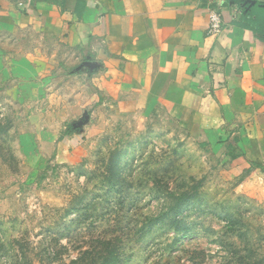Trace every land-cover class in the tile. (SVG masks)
I'll list each match as a JSON object with an SVG mask.
<instances>
[{"label":"rangeland","instance_id":"1","mask_svg":"<svg viewBox=\"0 0 264 264\" xmlns=\"http://www.w3.org/2000/svg\"><path fill=\"white\" fill-rule=\"evenodd\" d=\"M1 50L0 264H264V162L164 114L107 116L71 161L49 139L26 147L45 115L30 121L37 91Z\"/></svg>","mask_w":264,"mask_h":264},{"label":"crops","instance_id":"2","mask_svg":"<svg viewBox=\"0 0 264 264\" xmlns=\"http://www.w3.org/2000/svg\"><path fill=\"white\" fill-rule=\"evenodd\" d=\"M0 46L37 91L30 121L45 115L26 147L50 140L71 161L107 116L164 114L233 162H264V0H0Z\"/></svg>","mask_w":264,"mask_h":264},{"label":"built area","instance_id":"3","mask_svg":"<svg viewBox=\"0 0 264 264\" xmlns=\"http://www.w3.org/2000/svg\"><path fill=\"white\" fill-rule=\"evenodd\" d=\"M209 3H215L216 0H208ZM222 15L216 8H210L208 13L207 33L218 34L222 30Z\"/></svg>","mask_w":264,"mask_h":264}]
</instances>
